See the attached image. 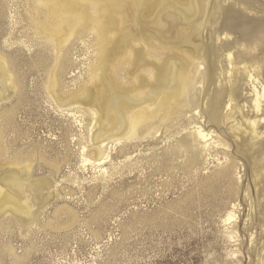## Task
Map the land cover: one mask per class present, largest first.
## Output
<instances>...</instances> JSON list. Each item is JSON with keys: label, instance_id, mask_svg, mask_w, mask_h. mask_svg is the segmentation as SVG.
Here are the masks:
<instances>
[{"label": "rangeland", "instance_id": "374dc122", "mask_svg": "<svg viewBox=\"0 0 264 264\" xmlns=\"http://www.w3.org/2000/svg\"><path fill=\"white\" fill-rule=\"evenodd\" d=\"M120 1H126L121 3L127 13H115L122 23L108 28L118 44L122 32L133 34L137 27L129 10L133 1ZM98 7L95 0H76L73 18L86 8L95 28L74 20L73 34L56 33L68 39L60 48V96L89 81L98 53ZM55 10L54 0H0V55L9 62L0 75V199L11 190L20 204L31 203L37 217L28 225L22 215V225L10 212L0 214V264H264V110H255L244 74L239 81L226 80L223 49L229 44L244 63L259 66L264 82V0H211L203 43L214 64L213 82L204 87L197 80L157 136L115 148L113 155L121 149L130 154L128 161H115L125 164L112 178L84 166L87 128H76L46 88L56 46L44 26L55 29ZM148 13L142 26L150 33L156 14ZM173 35V40L179 36ZM131 40L128 54H117L126 50L120 47L111 59L118 65L114 82L123 91L133 90V35ZM8 68L21 87L8 79ZM232 90L239 111L227 119ZM5 112L11 118L3 119ZM77 117L89 124L87 115ZM254 120L256 134L249 125ZM196 125L218 143L191 162L189 151L174 149L184 136L191 138ZM229 160L236 163L222 181L217 173ZM228 212L234 214L231 221Z\"/></svg>", "mask_w": 264, "mask_h": 264}, {"label": "bare ground", "instance_id": "6f19581e", "mask_svg": "<svg viewBox=\"0 0 264 264\" xmlns=\"http://www.w3.org/2000/svg\"><path fill=\"white\" fill-rule=\"evenodd\" d=\"M95 1L99 4V16L96 19L99 26L96 64L89 70L90 78L86 86L82 90L64 97L57 93V88L60 84V71L64 70L60 48L63 47L64 43H67L68 39L65 37L60 38L56 36V33L66 31L68 34L70 32L73 34V29L70 26H72L71 23L74 20L81 23L86 29L95 27L92 23H89L85 14L86 8L81 9L84 13L81 14L82 16L73 18L76 0H54L56 8L54 11L55 29L51 30L44 26L50 40L56 46V61L49 73L46 88L56 100L58 108L63 114H66L65 117H69L70 120L75 119L73 124L76 128H87V131H85L87 132L88 145L82 147L83 154L88 153L89 155H84L87 156L83 159L84 166L89 164L94 169L99 170L104 178L106 175L108 178H112L121 173L122 165L125 164V161H115L121 157L128 161V155L130 154V150L121 149L119 155H113L112 151L115 148L123 144L132 147L134 141L140 145L146 139L157 136L162 124L169 119L172 120L175 113H179V109L183 107L184 97L189 94L190 88L197 80L200 79L204 83V87L206 85L210 86L213 82L214 64L210 60L207 50L205 51L203 43L205 33L209 31L208 21L211 0H132L133 7L129 10L133 8L131 12H135L133 18L137 23V27H134L136 30H133V34L132 31L122 32L121 30L122 33L118 36L120 37V44L109 37L110 31L108 28H111L112 25L115 28V23L118 22L115 13H121L122 11L121 17L127 13H124V6L121 3L126 1ZM146 12L147 14H149L148 12L156 14L154 16L155 20L153 19L154 22H152L155 25L154 32L150 31L149 33L150 29L147 30L146 26H142V15ZM119 16L118 14L117 17ZM152 18H150L151 21ZM130 23L132 24V22ZM125 26H127V23ZM175 31L179 36L173 40L174 37L172 38L171 35ZM132 35L133 52L131 61H133V73L130 72L129 76H133V90L123 91L119 90L114 82L112 72L118 65H113L111 59L121 50L120 47L126 50L117 54L121 52L128 54L130 52L128 47L131 45ZM228 37L229 34L224 33V39H228ZM217 40L223 42L220 32H217ZM230 48L229 44L223 47L224 51L227 52L224 60L229 65L225 70L228 76L226 80L229 83L235 80L239 81L238 76L244 74V79L248 80L247 85L250 84L253 87L255 110L257 112L263 111L264 82L261 79L259 66L244 63L243 59L236 56V53L229 51ZM204 64L206 66L205 71H202L201 66ZM7 65H9L8 60L0 55V75L5 73L4 69ZM7 72L10 75L8 79L14 87H19V82H12L14 81L13 75L9 68ZM230 94L227 103L230 112L226 115L227 119H234V114H237L239 110L235 105L236 92L232 90ZM79 113L87 115V118L89 117L88 125L84 124L82 117L81 119L77 117ZM1 116L4 119L8 115L5 112ZM85 125L87 126L85 127ZM249 125L252 127V133L256 134L257 120L251 121ZM2 130L4 133V129ZM191 132V135L189 134L190 139L188 138L189 135L187 136L188 139L182 136L184 139L179 140L174 151H181L180 153L189 151L191 154L190 161L196 162L199 159V152H206L209 147L217 145L218 142H212L213 138L210 139L213 135L212 132L207 133L197 125ZM3 133L0 131V150L2 149L1 139ZM81 136L83 137V135ZM235 163V160H229L228 166L217 173L219 179L223 181L228 170L232 169ZM108 164L110 165L109 168H105ZM27 168L31 169V163L27 164ZM5 212L12 213L13 217L15 216L20 223H23L22 225H24L22 215L28 220V225H32L37 218L32 211L31 203L20 204L11 190L5 191L0 199V214ZM233 216V212H228L226 221H231L234 218Z\"/></svg>", "mask_w": 264, "mask_h": 264}]
</instances>
